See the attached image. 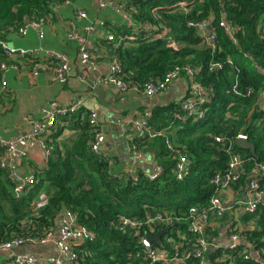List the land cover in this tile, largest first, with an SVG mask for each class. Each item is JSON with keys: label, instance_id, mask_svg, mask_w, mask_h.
Masks as SVG:
<instances>
[{"label": "trees", "instance_id": "16d2710c", "mask_svg": "<svg viewBox=\"0 0 264 264\" xmlns=\"http://www.w3.org/2000/svg\"><path fill=\"white\" fill-rule=\"evenodd\" d=\"M66 1L74 6L79 2H94L0 0V41L7 42L8 36L16 34L27 21L47 20L55 7ZM181 2L189 4L182 9L176 5ZM124 5L132 26L124 23L109 30L115 38L135 36L137 39L125 40L116 49L111 42L106 41V46L118 59L125 82L137 86L158 82L170 71L188 65L196 70V82L210 92L209 101L203 105L205 118L197 122L190 118L181 121L177 115L183 113L176 102L152 109L148 124L153 132L162 134L153 138L134 137L130 142L144 153L152 154L162 168L160 176L149 181L142 170L136 169L132 174L116 171L112 169L117 162L115 158L114 161L91 152L89 143L94 133L88 122L90 112L80 108L71 115L77 135L63 148L54 144L46 165L34 173L37 178L34 186L16 197L13 185L0 169V244L16 238L40 239L56 228L58 218L66 210L76 214L77 222L94 235L92 242L73 245L76 254L73 264L138 262L141 260L135 256L143 251L139 239L149 233V228L143 225L135 230H119L122 218L142 220L148 213H166L170 223L156 225L154 234L165 228L170 231L164 236L175 238L177 233L186 234L189 209L203 210L216 194L210 178L227 168L229 146L247 160L234 190L243 189L255 167L264 164V103L261 104L264 99L259 97L264 88V0H125ZM156 8L159 19L152 14ZM222 11L235 30L233 40L219 27ZM202 20L210 22L214 48L205 44L199 32L189 26L190 22ZM161 25L167 29L168 39H144L157 33ZM169 40L178 45L176 50L167 47ZM0 55L3 62L7 61L1 50ZM214 65L217 67L211 69ZM239 134L254 145V153L235 144ZM217 137H222L223 142H216ZM166 140L187 154L189 172L181 181L174 178L176 160ZM259 183L264 190V177L259 178ZM45 188L49 190L47 202L34 209V198ZM243 221L244 245L233 250L211 251L209 264L232 261L264 264V203L260 202L255 213L245 215ZM249 221H254V228H249ZM207 234L212 235L209 228ZM164 238H161L163 244ZM250 248L263 261L240 258L241 252ZM165 249L168 250L166 244ZM222 258L226 260L216 261ZM188 262L199 264L196 259Z\"/></svg>", "mask_w": 264, "mask_h": 264}, {"label": "built area", "instance_id": "2783aa9c", "mask_svg": "<svg viewBox=\"0 0 264 264\" xmlns=\"http://www.w3.org/2000/svg\"><path fill=\"white\" fill-rule=\"evenodd\" d=\"M125 0L115 5L116 12L122 17L127 27L132 26L130 13L125 10ZM64 4H70L66 1ZM94 4L99 8L103 9L108 6L106 0H94ZM189 3L181 2L176 4L177 6L186 7ZM183 9V8H182ZM188 10V9H186ZM75 13L79 19L87 20V14L79 7L75 8ZM152 14L156 19H159L158 8L152 10ZM47 20L44 18L38 20L27 21L23 26L19 27L16 34L18 36H25L28 31L34 30L39 40H43L45 35V25ZM189 26L195 28L199 35L203 38L205 44L209 47L214 48L215 37L212 32L207 30L210 26L208 20H202L200 22H190ZM105 22L103 20H95L89 22L84 27L83 33L80 34L75 21L68 20L66 22V37L68 40L75 41L77 43V58L76 62L80 67V71L76 74L77 79L80 82H84L85 76L90 72L93 73L98 69L100 59L93 57L87 47V39L92 36L98 28H104ZM219 27L222 28L223 32L233 40L234 28L226 18V12L222 11L219 20ZM134 30V29H133ZM167 29L161 25L159 31L144 39H163L167 37ZM107 42H111L116 49L125 40H136L135 36H124L115 38L114 34L107 30L106 32ZM168 48L177 49V44L171 42L167 43ZM0 50L7 61L0 63V86L5 88L6 81L4 79V71L7 69L16 70L15 62L21 59H27L32 62H41L47 70H51L55 80L58 83H65L72 75V68L69 57L60 51L52 48H47L43 45H38L31 48H17L10 46L5 41H0ZM110 58L107 64V74L99 78L97 83L102 85L112 86L116 92L121 95L126 92L140 93L145 97L161 96L165 94L170 88L171 84L184 77L186 79V91L183 98L180 101V109L182 115H177V118L181 121H185L190 118L192 121L197 122L205 118V111L203 105H205L210 99V92L207 88L203 87L195 80L196 70H193L188 65L181 68H176L173 71L167 73L161 81L158 82H147L143 86L130 85L125 82L121 65L114 55L113 52H109ZM217 66H211L215 68ZM260 99H264V88L260 91ZM264 101L261 103L263 104ZM82 106L81 99H75L67 104L60 103L57 100L49 102L46 106L41 109L40 116L38 118H29L27 123L29 128L15 137L4 138L0 136V169L5 172L8 180L13 185V192L16 197L26 192L29 188L37 183L35 172H23L21 173L20 168L22 162L29 157L31 152L38 150L40 151L42 160L46 165V162L51 157L54 150V145L48 139V135L55 128L57 121L60 118L71 116L78 111ZM89 125L93 130V138L91 139L89 146L91 152L103 157H107L104 153L103 146L106 143V136L102 126L98 122V113L95 110L89 111ZM150 114H141L137 119L131 121L132 126V137L129 141V153L134 159H144L145 153L137 148L133 143L132 138H153L160 136L162 133H155L151 130L148 124V117ZM236 139H242L247 141V137L243 134H239ZM216 142H223V138H215ZM167 148L173 153L174 159L176 160L173 175L175 180L181 181L189 172V160L187 154L181 150L173 148L169 140L165 141ZM228 163L227 168L223 172H215L210 178V184L216 189V194L211 198L210 204L203 210H199L196 207H191L188 212V227L187 233H177L175 238L173 236H164V242L168 247L165 249V244L161 241L157 246H153V242H150L147 236L154 235V227L160 224L170 223V218L166 213H154L146 214L142 220L135 218H122L119 224V230L125 229H137L145 225L149 229V233L142 235L139 239L143 247V251L136 254L135 259L141 260L138 262H131L128 264H188L190 260L196 259L199 264H209L208 255L211 251L216 249H227L233 250L238 243H241L242 236L238 226H235L227 231L226 239L228 240L227 245H219L214 242V238L207 234L208 228L210 227L208 215H211L214 219H221L225 216L228 210L225 204V200L222 198L224 193L234 191L233 187L241 180L244 174L246 159L242 158L239 154L232 151L231 146L228 147ZM152 166V172L145 173L144 176L149 181L157 179L162 168L154 161L150 162ZM259 168L260 173L258 177L248 179V182L244 185V188H239V192L244 190L248 197V202L245 204L244 210L248 215L255 213L260 202L264 203V190L261 188L259 178L264 177V164L256 166ZM251 175H256L257 171ZM25 170V169H24ZM249 175V176H251ZM248 188L245 190V186ZM46 192V193H45ZM42 190L36 198H34L32 206L34 209H38L45 205L48 199L49 192ZM57 228L47 232L40 239H21L16 238L8 243L0 244V252H10L12 249L25 245H46L48 243H54L55 248L63 258L62 261L57 258L44 259L35 255H19L13 258L12 264H73L76 260V254L73 251V245L80 242H92L94 235L87 230L83 225L77 222L76 214L70 211L64 210L61 214L60 219L57 222ZM170 231V230H169ZM168 231V232H169ZM244 245V243H243ZM255 251L253 256L247 250H243L239 255L243 260H248L251 257L256 261H263L260 259L259 253ZM264 253V246L262 248ZM226 259H217V262H224ZM230 264H234L232 261Z\"/></svg>", "mask_w": 264, "mask_h": 264}, {"label": "crops", "instance_id": "0c3cea01", "mask_svg": "<svg viewBox=\"0 0 264 264\" xmlns=\"http://www.w3.org/2000/svg\"><path fill=\"white\" fill-rule=\"evenodd\" d=\"M106 2L108 6L103 9H99L93 1H89L87 4L79 2L78 6L70 3L55 7L54 14L47 18L43 40L37 38L34 30L28 31L25 36H18L15 33L8 36L6 41L10 46L26 49L41 44L47 48L65 53L71 63L72 75L65 83H58L52 71L44 68L42 61L32 62L27 59L17 60L15 62L16 70H5L4 79L6 86L3 89L0 86V136L10 138L25 132L29 128L26 120L38 118L41 109L53 100L67 104L75 99H81V108L86 111L95 110L98 113V122L106 136L103 151L108 158L111 157L117 160L116 162L113 159L115 163H113L112 169L132 174L136 171V168L123 164L116 142L112 138L110 122L117 118L115 127L121 129L122 138L129 147V141L133 134L131 121L137 119L141 114H151L152 109L156 106H164L174 102L180 103L185 94L187 82L184 77H181L171 84L165 94L153 97H145L140 93L131 91L119 95L112 86L98 84L97 80L104 77L108 72L107 64L110 54L109 47L106 46V32L110 27L119 28L125 23L115 10V5L122 2V0H106ZM76 7L86 12L87 20L77 17L75 13ZM86 7L87 9L85 10ZM68 20L75 21L80 34H84V27L89 22L95 20L106 22L107 28H98L87 39L89 52L93 57L100 59V61L98 69L93 73L89 72L85 76L84 82H80L76 75L80 71V67L76 62L77 43L68 40L66 37V22ZM3 59L0 55V63L3 62ZM72 120L73 118L70 116L60 118L57 121L55 128L48 135V139L53 145L58 144L59 147L62 146L63 148L64 144L71 143L70 141L77 135L74 121ZM149 155L150 162H154L153 155ZM22 166L24 168H20L21 173L24 171L35 172L36 169L43 168L45 164L40 151L31 152L29 157L22 162ZM45 191L49 192L48 188H45ZM222 198L225 200L228 209L225 216L221 219H214L211 215L207 216L208 225H210L209 232L212 234L214 242L220 246L228 244L226 236L229 229L235 226H238L240 230L246 228L243 218L248 215L244 210L245 204L248 202V197L244 190L239 192V189H237L224 193ZM254 226V221H249V228L252 229ZM247 251L250 255H255L254 249L250 248ZM30 254L44 259L57 258L61 261L63 259L55 248L54 243L46 245L25 244L7 253L0 252V264H12L11 262L16 256Z\"/></svg>", "mask_w": 264, "mask_h": 264}, {"label": "rangeland", "instance_id": "374dc122", "mask_svg": "<svg viewBox=\"0 0 264 264\" xmlns=\"http://www.w3.org/2000/svg\"><path fill=\"white\" fill-rule=\"evenodd\" d=\"M111 124V133L113 141L116 142L117 149L120 152V158L124 165L134 167L141 169L145 173L152 172V166L150 164V155L145 154L144 159H134L129 153H128V145L122 138V132L121 129H118L115 127L117 125V118L115 120L110 122ZM120 128V126H119Z\"/></svg>", "mask_w": 264, "mask_h": 264}, {"label": "water", "instance_id": "95a60500", "mask_svg": "<svg viewBox=\"0 0 264 264\" xmlns=\"http://www.w3.org/2000/svg\"><path fill=\"white\" fill-rule=\"evenodd\" d=\"M211 27L208 26L207 27V30L210 31ZM235 144L242 148V149H245V150H250L251 153H254L255 151V147L253 144L247 142L246 140H242V139H236L235 140ZM256 171H257V174L256 175H251L248 179H252V178H256L258 177L259 173H260V170L258 167H256ZM246 189L248 188V185L245 186ZM170 229L169 228H165L164 230H158L156 234H154L153 236H147L148 240L150 242H153V243H160V238L162 237V235L166 232H168ZM238 245H243V243H238Z\"/></svg>", "mask_w": 264, "mask_h": 264}]
</instances>
